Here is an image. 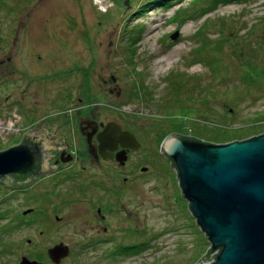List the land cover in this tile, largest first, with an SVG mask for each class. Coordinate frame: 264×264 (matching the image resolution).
I'll return each instance as SVG.
<instances>
[{
    "label": "rangeland",
    "instance_id": "rangeland-1",
    "mask_svg": "<svg viewBox=\"0 0 264 264\" xmlns=\"http://www.w3.org/2000/svg\"><path fill=\"white\" fill-rule=\"evenodd\" d=\"M3 60L8 70L0 72V150L16 145L24 131L20 124L27 116L18 111L16 99L24 88L26 60H47L49 78L61 74V67L67 77L96 71L87 81L102 83L98 96L118 107L109 106L108 116L140 132L144 143L112 180L120 193L112 195L113 210L107 209L100 236L97 223L85 220L89 205L72 197L92 196L95 208L105 188L80 189L71 181L45 194L52 201L44 198L52 219L65 214L66 223L18 220L14 227L9 218L0 246L13 241L21 255L45 261L44 250L63 240L73 250L60 264H193L206 253L211 243L162 143L169 133L213 143L234 132L240 139L264 133V0H0ZM37 69L41 74L45 67ZM104 176L88 178L104 179L103 186ZM66 196L72 202H62ZM12 202L15 211L35 206L20 195ZM122 246L134 251L109 258ZM17 257L5 255L0 264H14Z\"/></svg>",
    "mask_w": 264,
    "mask_h": 264
},
{
    "label": "flooded vegetation",
    "instance_id": "flooded-vegetation-1",
    "mask_svg": "<svg viewBox=\"0 0 264 264\" xmlns=\"http://www.w3.org/2000/svg\"><path fill=\"white\" fill-rule=\"evenodd\" d=\"M46 63L47 60H26V71L21 76L20 81L25 83H23L24 88L19 91L22 95L16 99V103L18 111L24 114L25 117L27 116V118L21 119L20 127H23L24 131L21 133L22 136L18 143H28L32 146L36 151L37 164L35 170L29 175L10 174L0 180V237L1 234L5 235L6 228L4 224L5 220L9 218L11 220L14 218L11 225L18 220H20L21 224H31L33 221V223H43L45 224L44 226H52L55 222L54 220L57 223H66L67 215L65 214L63 217L56 214L55 217L53 216V220L50 215L51 211H47L48 207L44 205V201H52L51 196L45 195L49 190L53 191L65 183L70 184L71 181L75 187L80 189L85 188L86 190L90 187L100 186L105 188V197L99 199L101 204L95 207V212V208L92 207V204L95 203V198H92V196L82 198L78 195L72 197L73 202L85 200L84 202L89 205L86 210L88 217L85 220L90 224H92V221L97 223L96 228L100 236L102 233V230L99 229L100 226L102 227L100 224L107 222L108 213L113 210L112 202L116 197L112 195L120 193L118 192L119 189L114 188L112 180L116 177L115 174L121 170L120 168L131 165L132 158L137 151H142L144 135L134 131L133 128L127 126L124 122L108 116L107 111L116 110L118 107L113 108L111 102H103L98 96L97 89L101 90L102 83L99 84L95 78H90L88 80L89 86L88 88L86 87L88 82L86 76H96V71H93L94 73L90 75L84 71L75 73L73 76L68 75L67 77L64 72L65 69L61 67L60 71H63L61 74H54L49 78V73L46 69L48 65ZM38 64L45 67L41 74H38L37 71ZM0 67L2 69L0 72H7L8 61H1ZM91 67L94 68L95 65L92 66L91 64ZM112 77L114 78V75ZM73 78H75V81ZM114 79V81H118L116 78ZM50 80L51 82H49ZM68 81H71V87L68 86ZM82 87L85 88L80 97H78ZM56 88H58L57 91ZM53 89L54 91H52ZM49 91H52L50 97L48 96ZM109 91L111 94H116L115 96L122 95L121 89L110 88ZM27 96L29 97L27 98ZM7 97L6 99H8ZM109 106L113 109L109 108ZM120 112L124 114V112ZM110 122H117L118 125L121 124L120 126H122L123 130H128L135 134L140 148L124 147L114 141L104 145L99 135ZM167 159L172 162L168 157ZM132 166H134V163ZM144 168L148 169L146 166ZM92 173L100 175L104 173L107 184L102 186L101 182H104V179L100 181L96 178H88V176H92ZM45 181H48L49 185H39L40 182ZM40 186L43 187V191L41 189L38 190L41 188ZM31 189L34 190L30 191ZM19 195L22 199L32 198L35 206L28 207L22 211H15L12 201H16ZM72 198L71 196H66L62 198V202L70 203ZM4 205H7V207L3 208L2 206ZM1 230L4 232L2 233ZM104 231L103 233L108 232V227L104 226ZM39 234L44 236L46 231L43 229ZM28 242H31V239ZM61 242L65 241L61 240ZM15 243L12 241L7 247L0 246V263H2L1 258L8 254L12 255L15 253V255H18L17 262H14V264H20L23 257L27 256L21 255ZM69 245L71 254L73 248L71 244ZM52 247L44 250L47 254L46 260L42 261L44 264L53 262L48 253V250Z\"/></svg>",
    "mask_w": 264,
    "mask_h": 264
},
{
    "label": "water",
    "instance_id": "water-1",
    "mask_svg": "<svg viewBox=\"0 0 264 264\" xmlns=\"http://www.w3.org/2000/svg\"><path fill=\"white\" fill-rule=\"evenodd\" d=\"M120 125L107 124L99 135L102 143L140 148L135 134ZM162 152L176 168L183 196L212 243L210 253L221 249L217 257L208 254L193 264H264V133L225 144L169 133ZM36 164V151L28 143L0 150V180L29 175ZM69 249L61 242L48 253L60 264ZM20 264L44 263L24 256Z\"/></svg>",
    "mask_w": 264,
    "mask_h": 264
},
{
    "label": "trees",
    "instance_id": "trees-1",
    "mask_svg": "<svg viewBox=\"0 0 264 264\" xmlns=\"http://www.w3.org/2000/svg\"><path fill=\"white\" fill-rule=\"evenodd\" d=\"M159 2V1H158ZM235 133H237V132H234L232 135H231V137H230V139H227V140H222V141H216V144H219V143H221V144H225V143H228V142H232V141H235V140H242L243 138H241L240 139V134H235ZM259 135V134H258ZM179 136H182V137H190L189 135H179ZM194 137V136H193ZM195 138H197V139H202V138H200V137H196L195 136ZM225 139V138H224ZM203 140V139H202ZM205 142H211V143H213L212 141H207V140H204ZM215 142V141H214ZM196 221H197V219H196ZM207 237V236H206ZM208 239V238H207ZM208 241H209V239H208ZM210 243V242H209ZM131 247H133V246H122V247H120V248H117V249H112V251L111 252H109L108 254H109V258H115V257H117V256H119L122 252L123 253H126V254H129V253H132L133 251H131L132 249H134V247L133 248H131ZM211 248H212V243H211V245L208 247V249H207V251H206V253L201 257V258H199L200 260H199V262L203 259V257L205 256V255H210V257H212V256H215V257H217L218 256V254H219V252H220V250L221 249H218V250H216L215 252H212V253H210L211 252ZM129 250L131 251V252H129ZM216 260V259H215ZM198 263V262H197Z\"/></svg>",
    "mask_w": 264,
    "mask_h": 264
}]
</instances>
